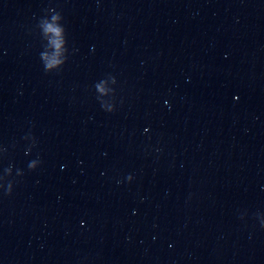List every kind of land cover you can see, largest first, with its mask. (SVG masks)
<instances>
[{"label": "water", "instance_id": "water-1", "mask_svg": "<svg viewBox=\"0 0 264 264\" xmlns=\"http://www.w3.org/2000/svg\"><path fill=\"white\" fill-rule=\"evenodd\" d=\"M0 264H264V0H0Z\"/></svg>", "mask_w": 264, "mask_h": 264}, {"label": "clouds", "instance_id": "clouds-1", "mask_svg": "<svg viewBox=\"0 0 264 264\" xmlns=\"http://www.w3.org/2000/svg\"><path fill=\"white\" fill-rule=\"evenodd\" d=\"M38 28L42 39L45 41V48L39 54L43 70L46 73L58 71L66 64L68 56L63 18L59 13L46 14L40 19ZM109 83L115 85V77L110 76L109 80L101 79L98 83L94 84L100 107L107 113L113 112L115 107L114 103L104 99L113 94V89L109 86ZM38 163V159H31L27 163L28 170L34 171L37 169ZM5 174L9 175L10 169H6ZM11 193V186L8 185L5 194L10 195Z\"/></svg>", "mask_w": 264, "mask_h": 264}]
</instances>
